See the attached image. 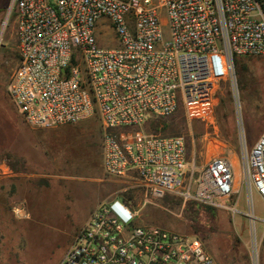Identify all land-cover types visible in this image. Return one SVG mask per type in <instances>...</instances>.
I'll use <instances>...</instances> for the list:
<instances>
[{"label": "built area", "instance_id": "built-area-1", "mask_svg": "<svg viewBox=\"0 0 264 264\" xmlns=\"http://www.w3.org/2000/svg\"><path fill=\"white\" fill-rule=\"evenodd\" d=\"M19 62L8 94L34 127L74 124L97 111L106 175L142 192L99 202L58 264H216L197 235L138 222L166 196L237 211L231 161L198 166L182 135L141 125L178 110L211 122L227 83L236 97V56H264V0H11ZM161 11L165 21L161 17ZM105 18L119 45H97ZM242 178L264 202V131L246 151ZM253 210V209H252ZM252 217H254L252 215Z\"/></svg>", "mask_w": 264, "mask_h": 264}, {"label": "rangeland", "instance_id": "rangeland-1", "mask_svg": "<svg viewBox=\"0 0 264 264\" xmlns=\"http://www.w3.org/2000/svg\"><path fill=\"white\" fill-rule=\"evenodd\" d=\"M161 17L165 21L162 11ZM98 22L97 45L117 47L119 42L108 21L102 18ZM18 62L14 8L11 0H0V171L34 169L38 174L22 177L18 190L9 186L5 211H15L21 217L20 242L12 244L8 219L1 221L6 235L0 241V264H58L81 228L87 208L114 186L97 183L96 179L111 176L99 168L97 145L82 142H92L94 136L102 139L104 128L97 111L74 124L47 128L27 124L8 94ZM235 69L236 97L230 86L222 83L218 96L224 102H218L211 122H188L178 110L171 116L148 120L141 127L151 133L184 136L187 158L198 166L215 156H225L231 163L235 159L238 176L234 164L232 168L237 192L225 203L237 204V211L166 196L141 208L138 222L199 236L216 264H264V202L254 190L250 195L241 177L246 151L264 131V56H236ZM77 136L78 142L74 139ZM28 153L32 164L25 160ZM116 180L114 194L131 197L130 202L137 207L142 192L122 178ZM68 184L75 185L76 195L63 201L64 212L54 218L41 216L49 202L46 200L53 195L50 192ZM30 213L36 216L29 218Z\"/></svg>", "mask_w": 264, "mask_h": 264}, {"label": "crops", "instance_id": "crops-1", "mask_svg": "<svg viewBox=\"0 0 264 264\" xmlns=\"http://www.w3.org/2000/svg\"><path fill=\"white\" fill-rule=\"evenodd\" d=\"M99 29H97V35H98ZM80 122V121H79ZM72 138V136H71ZM74 139L80 140V137H74ZM73 139V140H74ZM93 140L92 142L90 141H86L85 139H83V144L84 142H88V143H94L97 145L96 147V152L98 154V162H99V168L101 166V172L103 174V159H102V155L99 152L100 148L102 149V145H103V137L102 139L99 137H92ZM256 141L252 142V146ZM102 151V150H101ZM25 160L27 163H33V159L31 157V154H27L25 155ZM209 161V160H208ZM37 174V172L34 169H29L26 171H21V170H17V169H13L12 171H6L4 169H2L0 171V222L2 221V223L5 222L6 219H8L9 222V227L11 229V234L8 235V239L12 242L13 245H15V243L19 244L20 242V225H21V221H20V215L19 213H16L15 211H9L6 212L5 211V198L7 197L8 193L7 192L9 190V186H12V189H16L18 190L20 188V180L22 177H28V178H33L35 177ZM97 183L101 184H105V183H109L112 184L114 186H110V191L105 194L102 198H100L97 202H95V204L93 206H90L89 208H87V210L85 211L83 217H82V224L85 222V220L87 219L89 213L91 212L92 207H95L99 202H101L102 200L108 198L110 195L115 193V184H116V178L115 177H100L98 179H96ZM14 190H13V194H14ZM50 193H52L53 195L46 200L49 201L45 206L44 209L42 210V215L41 216H52L54 217H58L61 215V213L64 212V209H66V205L65 202L63 204V201L66 199H68L69 197H74L76 195L75 193V185H67L66 187L63 188H57L56 190L51 191ZM79 193V191H78ZM59 195V196H58ZM8 198V197H7ZM74 199V198H73ZM73 201V200H71ZM51 203V204H49ZM56 207H55V205ZM64 206V207H63ZM60 209V210H59ZM58 210V211H57ZM60 211V212H59ZM33 213L29 214V218L32 216H36V214L32 215ZM56 215V216H55ZM0 224V241L4 239L6 232L4 227L2 226L3 224ZM78 226H80V224H78ZM8 227V229H9Z\"/></svg>", "mask_w": 264, "mask_h": 264}, {"label": "bare ground", "instance_id": "bare-ground-1", "mask_svg": "<svg viewBox=\"0 0 264 264\" xmlns=\"http://www.w3.org/2000/svg\"><path fill=\"white\" fill-rule=\"evenodd\" d=\"M234 164V166L233 167H235V169H236V171H235V174L238 176V163H237V161L234 159V160H232V165ZM242 174V173H241ZM242 177V176H241ZM237 179H236V177H235V181H236Z\"/></svg>", "mask_w": 264, "mask_h": 264}, {"label": "trees", "instance_id": "trees-1", "mask_svg": "<svg viewBox=\"0 0 264 264\" xmlns=\"http://www.w3.org/2000/svg\"><path fill=\"white\" fill-rule=\"evenodd\" d=\"M220 104L222 105L223 103H221V102H224V100H222V99H220ZM123 198H124V200H126V201H130L131 200V197H125V195L123 194Z\"/></svg>", "mask_w": 264, "mask_h": 264}]
</instances>
